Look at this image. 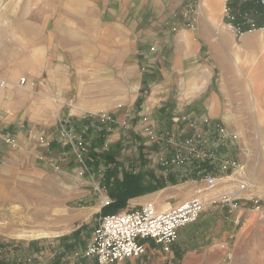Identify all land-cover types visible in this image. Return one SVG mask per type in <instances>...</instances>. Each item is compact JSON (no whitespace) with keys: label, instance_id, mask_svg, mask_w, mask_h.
I'll list each match as a JSON object with an SVG mask.
<instances>
[{"label":"crops","instance_id":"1","mask_svg":"<svg viewBox=\"0 0 264 264\" xmlns=\"http://www.w3.org/2000/svg\"><path fill=\"white\" fill-rule=\"evenodd\" d=\"M81 1L58 0L53 19H50L51 15L43 14L41 19L27 21V24L36 26L37 35L29 39L30 43L36 44L27 46L26 57L35 58L39 64L44 65V59L62 57L68 50L78 48L77 10ZM85 1L94 5L92 0ZM202 4L203 0L200 9L204 18L198 20L196 28H184L177 24L176 31L172 33L169 27L175 21L158 17L154 11L143 21L140 18L136 22L134 20L137 30L132 33L128 30L125 37L113 38L111 41L102 39V42L105 41L100 50L103 62L98 72H92L95 78L100 79V86L96 85L95 91L101 95L102 100L101 103L86 105L80 117L65 109L69 107V111L73 108L72 101L66 95L75 94L77 90L78 69L75 61L60 71L44 68L28 71L30 81L24 87L16 82L19 67L4 75V86L0 87V132L5 133L0 137L1 162H4L2 155H28L29 152L25 150L30 146V149L39 150L35 137L50 141L49 145L42 149L40 147L44 152L55 148L56 153H71L58 141L59 127L68 124L66 126L73 128L72 125L83 118H91L89 124H92L94 116L105 113L112 115L114 124H117L115 131L105 135L111 150L118 147L120 137L126 133H142L145 119L157 131L175 132L188 140L193 136L201 137L205 148L217 155V169L201 176V184H198L200 189L195 194L200 192L208 197L214 195L215 188H206V176L217 175V193L227 188L233 189L237 182L245 180L250 183L246 189L250 192L244 197L230 203L209 202L196 221L178 230L169 252L165 253L155 246L157 254H154L150 250L154 244L147 241V254L115 264L158 263L172 254L179 240L183 243L201 241L205 249L217 247V256L223 257L227 250L231 251L238 245L246 233L245 225L255 210L253 199L261 203V209L264 208V26L237 35L232 25L226 22L223 12L221 25L218 22L216 24ZM63 10L69 11L70 15L67 16ZM51 25L54 28H50ZM8 35L7 31L0 34V58L15 56L7 45ZM62 39L67 43H60ZM152 47L154 49L149 50ZM111 54L125 58L122 65L114 70L109 68L108 58ZM145 66L149 69L145 70ZM111 73L119 75L117 82L111 80ZM111 89L121 91L117 100L109 97ZM33 90H38V98L31 94ZM46 99L56 105L57 116L54 120L59 122L54 130L46 133L44 130L24 129L20 125L5 130L18 118L28 122L48 120ZM14 101L18 103L14 104ZM68 101L71 105H67ZM101 127H105V124ZM90 131L86 139L98 146L100 132ZM8 137L15 144H5L1 140L6 141ZM168 154L163 149L155 153V158ZM136 156L125 158L123 163L127 167L134 166L133 163L138 162ZM227 158H234L243 166L242 177L237 178L236 172L220 168L221 160ZM116 161L119 163L122 159L117 158ZM104 197L102 191L97 189L95 197H91L95 207L81 211L85 219L89 218L88 223L84 222L87 223L84 228L81 227L83 221H77L78 211L75 210L69 216V223L68 220L54 223L51 229L53 234L49 236L0 242V264H95L92 259L84 256L83 251L89 242L90 231L98 223ZM191 197H185L179 202L177 200V204ZM75 198L76 195L69 200ZM177 204H172V207ZM60 214L61 217L68 214V208L58 207L55 215L58 217ZM213 225L217 227L216 233L211 235L204 231L207 226Z\"/></svg>","mask_w":264,"mask_h":264},{"label":"rangeland","instance_id":"2","mask_svg":"<svg viewBox=\"0 0 264 264\" xmlns=\"http://www.w3.org/2000/svg\"><path fill=\"white\" fill-rule=\"evenodd\" d=\"M199 1L201 2V0H92L91 3L94 5H91L82 0L81 6L77 10V50L72 48L62 57L54 56L44 59L46 62L43 65L42 63L39 64L35 58L26 57L29 48L27 46L36 44V42L30 43L29 39L37 35L36 26L27 24V21L41 19L43 14L51 15L50 19H53V12H55V6L58 5V0H0V34H4L6 31L9 33L7 45L15 55L11 58H0V79L5 78V73L19 67L20 73L16 82L24 87L30 81L28 71H36L39 68L60 71L63 68L67 69L71 61H75L78 69L77 90L75 94L66 95V98L72 101L73 108L69 111V107L65 109L66 112L74 113L80 117L86 105L101 103L102 100L101 95L95 91V86H100V79L92 75V72L99 71L103 62L100 50H102L105 41L102 42V39H110L111 41L113 38L125 37L128 30L131 33L137 30L134 23L139 18L143 21L154 11L158 17L162 16L175 21L169 27V31L172 33L176 31L177 24L184 28H196L198 20L204 18L200 7L197 8L195 5ZM222 1L224 3V0ZM102 7L104 8L102 9ZM62 12L66 13L67 16L70 15L67 10ZM221 12H223V7ZM221 12L219 11L220 18ZM192 20L195 22L191 23ZM218 22L221 24L220 19ZM50 28H54L53 25ZM60 43L66 44L67 41L62 39ZM153 49V47L149 48V50ZM124 60L125 58L111 54L108 58L109 68L111 70L116 69L122 65ZM144 69H149V67L145 66ZM110 76L114 82L119 80L117 73H111ZM22 78L24 83L20 84ZM15 89L19 90L18 88ZM97 90L99 93L100 87ZM38 93V90L31 91L34 98L39 97ZM120 93L121 91L118 89H111L109 97L117 100ZM45 102L47 103L46 118L48 120L28 122L18 118L5 130H9L13 126L18 127V125L28 130H44L46 133L54 130L59 122L54 120L57 116L56 105L49 99H46ZM13 103L17 104L18 102L14 101ZM67 105H71L70 101ZM90 119L83 118L78 121L79 123L72 125L73 128L66 126L68 124L59 127L58 141L63 145L62 147L67 148L71 153H56L55 148L44 152V150H40V147L42 149V147L49 145L50 141L48 142L42 137H35L39 143L37 145L39 150L37 148L30 149V146L25 150L29 152L28 155L18 154L14 157L2 155L4 162H1L0 154V242L11 241L12 239L31 240L33 238L17 236L19 231L29 229L48 231L50 232L49 236L53 234L51 233L53 224L61 220L62 222L68 220L69 223V216L70 214L73 215L75 210L78 211L76 219L79 223L83 221L81 227L84 228L89 218L86 220L81 211L87 207H95L91 197L94 198L97 189H100L102 195L109 197L113 203L114 199L110 196L111 191L114 190L113 187L118 184L117 182L124 177L125 172L132 171L138 174L144 185L150 184L156 188L129 197L125 207L118 210L138 207L150 202L158 211H163L185 197L200 194V192L195 194V191L200 189L198 184H201V176L207 172H215L217 169L215 167L217 166V155L211 149L205 148V143L204 147L200 148L194 142H188L187 137L185 139L179 137L180 135L175 132L172 134L170 131H157L151 127L146 119L143 120L142 133H126L120 137L121 142L118 147L111 150L105 135L117 129V124H114L115 119L112 115L105 113H98L94 116L92 120H95L92 124H89ZM104 124L105 127L102 128L101 126ZM215 128L217 129V124ZM91 129L94 130V133L100 132V137L97 138L98 146L86 139L87 134L92 132ZM63 130H66L70 135L71 142L63 135ZM2 134L5 133L0 132V137ZM1 140L5 144H15L11 137H8L6 141ZM70 143L75 147L76 153L71 148ZM149 146L152 147L149 148ZM163 149L169 154L164 157L157 156L158 159H156L155 153H160ZM198 150L211 152L213 159L208 160L200 155ZM134 155H137L138 162L133 163L134 166L129 165L127 167L123 163L124 159ZM117 158L122 159L119 162L121 165L116 161ZM154 159L157 161L155 162ZM232 160L238 162L234 158ZM104 163L112 166L105 167ZM216 176L213 177L216 179ZM238 176L242 177L239 172L237 178ZM171 178L175 181L172 182ZM215 182L214 195L210 197L216 196L215 198H217V194L220 195L229 189L217 193V179ZM238 186L239 182L233 189L238 188ZM93 188L94 190H92ZM249 192L244 190L239 196L244 197ZM74 195H76L75 200L70 201L69 199H73ZM164 205H168L166 209L162 208ZM64 206L68 208V214H64L63 217L60 214L56 217V209ZM85 221L87 223H84ZM72 224H76V222H72ZM245 226L247 228L246 233L235 248L226 251L225 257L217 256V247L213 249L203 248L204 245L201 241L183 243L179 240V244L176 245L170 256L167 255L154 264H264V210H253ZM216 228V225L207 226L204 231L213 235L216 233ZM92 230L89 233V238ZM150 247V250L157 254L155 246ZM147 253L146 249L145 254ZM1 255L2 249H0Z\"/></svg>","mask_w":264,"mask_h":264},{"label":"built area","instance_id":"3","mask_svg":"<svg viewBox=\"0 0 264 264\" xmlns=\"http://www.w3.org/2000/svg\"><path fill=\"white\" fill-rule=\"evenodd\" d=\"M195 5L199 8L200 1ZM261 11H264V0H224V18L229 25H232L237 35L244 31L263 28L258 25L259 12ZM194 22V20L191 21V23ZM23 83L24 79L22 78L20 84ZM3 86L4 80L0 79V87ZM62 133L71 142L70 135L66 130H63ZM188 142H194L200 148L204 147V141L199 136H193ZM70 146L76 153L75 147L72 144ZM198 151L208 160L213 159L211 152ZM220 168L223 171L243 173V166L228 158L221 160ZM204 180L206 188L213 189L216 186V179L213 176H206ZM249 186L250 183L244 180L239 183L238 188L218 194L217 199L215 196L208 197L197 194L163 211H158L154 204L149 202L138 207L100 215L83 254L92 259L95 264H115L143 255L147 249V241L167 253L177 238L178 230L194 222L209 201L230 203L234 199H239L240 193ZM110 203L109 197L102 199V207L108 206ZM253 205L255 210L262 211V209L259 210L260 204L255 198Z\"/></svg>","mask_w":264,"mask_h":264},{"label":"trees","instance_id":"4","mask_svg":"<svg viewBox=\"0 0 264 264\" xmlns=\"http://www.w3.org/2000/svg\"><path fill=\"white\" fill-rule=\"evenodd\" d=\"M258 25L264 26V11L259 12ZM171 181L175 179L171 178ZM118 184L113 187L110 196L114 199L113 203L108 206H104L100 210V214H108L117 211L120 208L125 207V203L129 197L142 194L143 192L150 191L156 188L150 184L144 185L139 179L138 174L134 172H125L124 177L120 179Z\"/></svg>","mask_w":264,"mask_h":264},{"label":"bare ground","instance_id":"5","mask_svg":"<svg viewBox=\"0 0 264 264\" xmlns=\"http://www.w3.org/2000/svg\"><path fill=\"white\" fill-rule=\"evenodd\" d=\"M217 3H218V5H217ZM202 5L207 8L208 15L214 21V23H217L219 21V19H220L219 11L221 12V9L223 7L222 6L223 5V1L222 0H203V4ZM167 206L168 205H164V206H162V208L166 209ZM49 233L50 232L45 231V230H30L29 229V230H21V231H19L17 233V236L25 237V238L26 237L27 238H33L34 239V238H39V237H46V236H48Z\"/></svg>","mask_w":264,"mask_h":264},{"label":"water","instance_id":"6","mask_svg":"<svg viewBox=\"0 0 264 264\" xmlns=\"http://www.w3.org/2000/svg\"><path fill=\"white\" fill-rule=\"evenodd\" d=\"M200 169V168H199Z\"/></svg>","mask_w":264,"mask_h":264}]
</instances>
